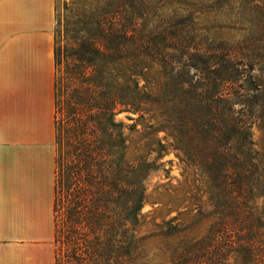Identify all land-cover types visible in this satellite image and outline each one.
Masks as SVG:
<instances>
[{"label": "trees", "instance_id": "trees-1", "mask_svg": "<svg viewBox=\"0 0 264 264\" xmlns=\"http://www.w3.org/2000/svg\"><path fill=\"white\" fill-rule=\"evenodd\" d=\"M63 8V35L56 5L53 30L54 264H264V141L255 148L251 132L256 120L264 129V0ZM151 110L205 195L187 225L173 215L147 228L154 163L131 154L116 114L137 121Z\"/></svg>", "mask_w": 264, "mask_h": 264}, {"label": "crops", "instance_id": "crops-1", "mask_svg": "<svg viewBox=\"0 0 264 264\" xmlns=\"http://www.w3.org/2000/svg\"><path fill=\"white\" fill-rule=\"evenodd\" d=\"M54 0H0V264H54Z\"/></svg>", "mask_w": 264, "mask_h": 264}, {"label": "rangeland", "instance_id": "rangeland-1", "mask_svg": "<svg viewBox=\"0 0 264 264\" xmlns=\"http://www.w3.org/2000/svg\"><path fill=\"white\" fill-rule=\"evenodd\" d=\"M54 1L60 18L58 35L61 36L63 35V4L71 0ZM55 28L56 22L54 33ZM127 115V112L120 111L116 114V119L126 124L124 132L129 139V151L131 154L143 153L154 163V169L145 179L146 199L142 211L147 214V228L151 223L173 215H176L183 225H187L190 214L197 211L198 206L202 205V200L205 199V195L202 196L196 189L197 171L192 167H186L180 160V154L171 146L170 138L159 129L160 117L157 112L148 111L144 113L143 119L137 121L127 119ZM131 115L137 117V114ZM129 124L135 125L134 128L128 129ZM251 132L256 143L254 147L259 149L264 141V129L261 127L260 120L254 122ZM157 138H162L163 150H158L155 143ZM204 227L205 223L199 225L195 231L201 232Z\"/></svg>", "mask_w": 264, "mask_h": 264}]
</instances>
